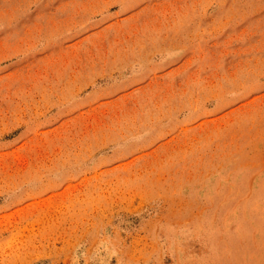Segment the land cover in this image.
<instances>
[{"label":"rangeland","instance_id":"1","mask_svg":"<svg viewBox=\"0 0 264 264\" xmlns=\"http://www.w3.org/2000/svg\"><path fill=\"white\" fill-rule=\"evenodd\" d=\"M0 264H264V0H0Z\"/></svg>","mask_w":264,"mask_h":264}]
</instances>
